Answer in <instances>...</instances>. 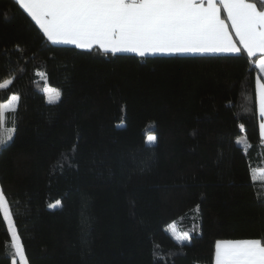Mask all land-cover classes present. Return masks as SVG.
<instances>
[{
    "label": "trees",
    "instance_id": "trees-1",
    "mask_svg": "<svg viewBox=\"0 0 264 264\" xmlns=\"http://www.w3.org/2000/svg\"><path fill=\"white\" fill-rule=\"evenodd\" d=\"M259 75L246 53L52 45L15 0H0V83L13 81L0 104L20 97L0 189L29 264H214L217 240H264V177L253 183L250 171L264 168ZM172 222L191 240L177 243ZM13 251L0 212V264Z\"/></svg>",
    "mask_w": 264,
    "mask_h": 264
},
{
    "label": "snow or ice",
    "instance_id": "snow-or-ice-1",
    "mask_svg": "<svg viewBox=\"0 0 264 264\" xmlns=\"http://www.w3.org/2000/svg\"><path fill=\"white\" fill-rule=\"evenodd\" d=\"M35 22L52 45H71L103 54L149 55H230L246 53L258 60L264 73V0H15ZM46 81V77H45ZM11 79L0 83L7 89ZM259 135L264 139V83L257 77ZM49 104L58 103L61 92L44 89ZM20 97L12 95L0 104V147L12 141L15 127H5L7 113H15ZM243 130V125H240ZM154 134L146 135L155 144ZM251 171L253 183L264 169ZM59 201L50 205L55 208ZM198 210V209H197ZM0 212L11 233L13 251L10 264H29L25 247L13 222L9 201L0 190ZM172 236L183 245L189 232L179 233L170 226ZM214 264H264V240H217Z\"/></svg>",
    "mask_w": 264,
    "mask_h": 264
},
{
    "label": "rangeland",
    "instance_id": "rangeland-1",
    "mask_svg": "<svg viewBox=\"0 0 264 264\" xmlns=\"http://www.w3.org/2000/svg\"><path fill=\"white\" fill-rule=\"evenodd\" d=\"M46 87H51V88H54V87H52V86H50L48 83L46 84ZM54 89H56V88H54ZM46 94V93H45ZM46 98H47V95H46ZM10 100V99H9ZM9 100H7V101H5V102H3V103H7ZM2 103V104H3ZM5 127L6 128H9V129H11L12 127H9L8 125H6V123H5ZM151 134H154V133H151ZM155 135V134H154ZM238 143L241 145V146H245L246 145V140L245 139H243V138H240V139H238ZM148 144V143H147ZM1 190V189H0ZM198 208H195L193 211H192V213L189 215V217L192 219V224L193 225H196V222H197V219H198V213H199V211L197 210ZM172 224H175L176 225V228H177V231L179 232V233H183V232H187V231H185L182 227H181V225L179 224V223H177V222H172L168 227H167V229H166V231L169 233V234H171L172 235V233H171V231H170V226L172 225ZM174 238V237H173ZM191 240V239H190ZM186 242H188V241H186Z\"/></svg>",
    "mask_w": 264,
    "mask_h": 264
},
{
    "label": "crops",
    "instance_id": "crops-1",
    "mask_svg": "<svg viewBox=\"0 0 264 264\" xmlns=\"http://www.w3.org/2000/svg\"><path fill=\"white\" fill-rule=\"evenodd\" d=\"M71 46V45H70ZM149 56H152V55H149ZM258 62V60H256V63ZM260 72V71H259ZM261 78V82L264 83V73H261L260 72V75L258 76ZM257 101H258V92H257ZM258 113H259V105H258ZM263 143H264V139H262ZM264 169V168H262ZM7 222V221H6ZM11 234V233H10Z\"/></svg>",
    "mask_w": 264,
    "mask_h": 264
}]
</instances>
